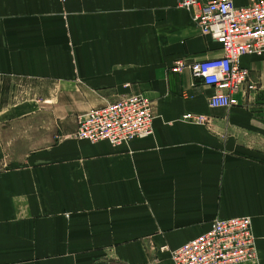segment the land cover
<instances>
[{"label": "crops", "instance_id": "0c3cea01", "mask_svg": "<svg viewBox=\"0 0 264 264\" xmlns=\"http://www.w3.org/2000/svg\"><path fill=\"white\" fill-rule=\"evenodd\" d=\"M179 2L0 0V264H173L161 246L237 216L264 264V53L240 59L256 90L210 106L213 88L170 70L221 54ZM135 94L150 136H74L78 115Z\"/></svg>", "mask_w": 264, "mask_h": 264}, {"label": "built area", "instance_id": "2783aa9c", "mask_svg": "<svg viewBox=\"0 0 264 264\" xmlns=\"http://www.w3.org/2000/svg\"><path fill=\"white\" fill-rule=\"evenodd\" d=\"M66 1V0H61ZM203 36L219 44L221 54L194 61L176 60L172 72L187 68L192 77L213 88L212 107L231 108L242 100L238 95L256 90L249 71L240 64L245 55L264 53V0H250L237 8L232 0H180ZM236 9H233V8ZM211 69V72L208 70ZM154 107L142 94L123 97L90 108L78 117L74 136L90 142L107 141L117 147L153 133ZM182 119L205 123L204 114L187 112ZM168 251L173 264H249L258 261L256 238L248 217L217 218L211 228Z\"/></svg>", "mask_w": 264, "mask_h": 264}, {"label": "bare ground", "instance_id": "6f19581e", "mask_svg": "<svg viewBox=\"0 0 264 264\" xmlns=\"http://www.w3.org/2000/svg\"><path fill=\"white\" fill-rule=\"evenodd\" d=\"M232 1H233V4H234L235 7H237V8L241 7V6L236 5L235 2H234V0H232ZM232 8H233V7H232ZM233 9H236V8H233ZM208 72H211V69H209ZM82 140H85V139H82ZM86 141H88V140H86ZM88 142H90V141H88ZM90 143H97V142H90ZM237 217H241V216H237ZM242 217H248V216H242ZM218 218H220V217H218ZM248 218H249V217H248ZM215 219H217V218H215ZM215 219H214V220H215ZM221 219H225V218H221ZM249 219H250V218H249ZM214 220H213V221H214ZM213 221H212V223H213ZM250 222H251V219H250ZM251 228H252V223H251ZM252 233H253V230H252ZM257 262H258V261H257ZM257 262H256V263H257ZM256 263H249V264H256Z\"/></svg>", "mask_w": 264, "mask_h": 264}, {"label": "rangeland", "instance_id": "374dc122", "mask_svg": "<svg viewBox=\"0 0 264 264\" xmlns=\"http://www.w3.org/2000/svg\"><path fill=\"white\" fill-rule=\"evenodd\" d=\"M251 80H252V79H251ZM252 81H253V80H252ZM254 83L256 84V82H254ZM256 87H257V84H256ZM257 88H258V87H257ZM257 88H256V89H257ZM78 117H79V115H78ZM77 122H78V118H77ZM76 130H77V127H76V129H75V132H76ZM75 132H74V133H75Z\"/></svg>", "mask_w": 264, "mask_h": 264}]
</instances>
